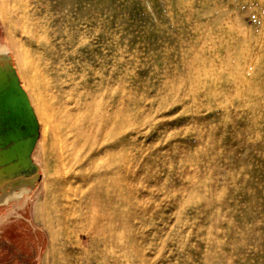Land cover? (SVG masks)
<instances>
[{
  "label": "rangeland",
  "instance_id": "obj_1",
  "mask_svg": "<svg viewBox=\"0 0 264 264\" xmlns=\"http://www.w3.org/2000/svg\"><path fill=\"white\" fill-rule=\"evenodd\" d=\"M6 61L35 264H264V0H0Z\"/></svg>",
  "mask_w": 264,
  "mask_h": 264
},
{
  "label": "bare ground",
  "instance_id": "obj_2",
  "mask_svg": "<svg viewBox=\"0 0 264 264\" xmlns=\"http://www.w3.org/2000/svg\"><path fill=\"white\" fill-rule=\"evenodd\" d=\"M15 77V70L7 61L4 65L0 63V123L7 129L5 141L11 144L0 152V162L13 160L5 167L10 176L0 182V188L13 180L25 181L29 188H33L40 174L30 155L38 139L39 126L28 97Z\"/></svg>",
  "mask_w": 264,
  "mask_h": 264
},
{
  "label": "crops",
  "instance_id": "obj_3",
  "mask_svg": "<svg viewBox=\"0 0 264 264\" xmlns=\"http://www.w3.org/2000/svg\"><path fill=\"white\" fill-rule=\"evenodd\" d=\"M0 171V182H2L10 174H6L5 167L0 168ZM2 188L3 186L0 190ZM10 208L11 206H8L0 210V264H35L38 258L37 228L27 220L4 219ZM11 251L14 256H6Z\"/></svg>",
  "mask_w": 264,
  "mask_h": 264
},
{
  "label": "flooded vegetation",
  "instance_id": "obj_4",
  "mask_svg": "<svg viewBox=\"0 0 264 264\" xmlns=\"http://www.w3.org/2000/svg\"><path fill=\"white\" fill-rule=\"evenodd\" d=\"M17 198H18V195H16V194H13V196L4 198V200L2 202H0V210H3V209H5L8 206L9 207L12 206L13 201L16 200Z\"/></svg>",
  "mask_w": 264,
  "mask_h": 264
}]
</instances>
